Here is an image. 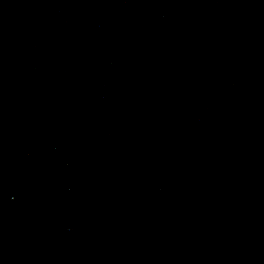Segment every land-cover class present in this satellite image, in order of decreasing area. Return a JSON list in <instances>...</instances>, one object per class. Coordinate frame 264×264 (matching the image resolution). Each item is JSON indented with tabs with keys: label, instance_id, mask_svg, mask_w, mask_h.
<instances>
[{
	"label": "water",
	"instance_id": "95a60500",
	"mask_svg": "<svg viewBox=\"0 0 264 264\" xmlns=\"http://www.w3.org/2000/svg\"><path fill=\"white\" fill-rule=\"evenodd\" d=\"M0 264H264V0H0Z\"/></svg>",
	"mask_w": 264,
	"mask_h": 264
}]
</instances>
